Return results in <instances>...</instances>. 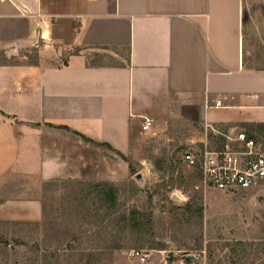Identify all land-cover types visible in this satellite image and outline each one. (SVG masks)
<instances>
[{"label":"crops","instance_id":"0c3cea01","mask_svg":"<svg viewBox=\"0 0 264 264\" xmlns=\"http://www.w3.org/2000/svg\"><path fill=\"white\" fill-rule=\"evenodd\" d=\"M244 33V0H0V221L43 225L48 187L117 179L173 117L264 123Z\"/></svg>","mask_w":264,"mask_h":264},{"label":"rangeland","instance_id":"374dc122","mask_svg":"<svg viewBox=\"0 0 264 264\" xmlns=\"http://www.w3.org/2000/svg\"><path fill=\"white\" fill-rule=\"evenodd\" d=\"M244 32V48L248 56L255 51L258 62L264 52V0H244ZM80 51L47 46L45 52L53 63H63L70 53ZM36 54L34 50L31 58ZM91 60L113 62L104 56ZM244 123L251 122L210 125L202 119L192 123L173 117L150 133L151 137H142L139 161L128 158L136 173L117 153L124 161L123 169L117 179L105 182L117 187L120 212L136 208L151 213L148 235L127 234L125 247L108 255L101 240L104 236L94 234L104 212L100 209L94 215L97 201L85 195L87 182H64L48 187L43 225L0 221V264H176L187 262L189 256L196 264H264V183L234 190L205 188L199 172L181 159L185 151L202 144L212 127L215 132L232 127L246 130ZM189 202L191 213L184 208ZM201 204L202 220L194 212ZM153 243L163 244L165 249L151 248ZM133 251L149 254V258L141 263Z\"/></svg>","mask_w":264,"mask_h":264},{"label":"built area","instance_id":"2783aa9c","mask_svg":"<svg viewBox=\"0 0 264 264\" xmlns=\"http://www.w3.org/2000/svg\"><path fill=\"white\" fill-rule=\"evenodd\" d=\"M220 106L222 101H216L215 107ZM152 124L153 119L146 118L143 130H149ZM211 129L215 136L224 137L221 147L209 140L208 132L201 146L188 149L181 158L188 167L199 172L205 188L234 190L264 183L263 144L239 127H232L226 132H215L213 127ZM132 253L141 263L149 258V254L143 252Z\"/></svg>","mask_w":264,"mask_h":264},{"label":"trees","instance_id":"16d2710c","mask_svg":"<svg viewBox=\"0 0 264 264\" xmlns=\"http://www.w3.org/2000/svg\"><path fill=\"white\" fill-rule=\"evenodd\" d=\"M244 127H246V133L248 136L254 138L255 140L261 142L264 146V140H260L261 137H264V123H244ZM67 128L68 127H65ZM76 132V131H75ZM76 134L81 135L76 132ZM82 136V135H81ZM209 140L216 146H220L224 142L223 136H215L213 132H209L208 134ZM84 140H88L83 136ZM104 145L112 150H114L109 144L103 143ZM202 145V144H201ZM200 145V146H201ZM121 155L122 158L126 159L129 162L132 173H136L133 168V164L131 161L126 158V156L120 152H117ZM172 183L174 179H171ZM88 190L86 191V196H92L97 201V208L93 210L94 215H97L98 210H103L104 216L100 225L98 226V230L94 232L96 235L104 236L103 243L106 245L107 254L110 256L115 250H119L125 247L124 238L127 234L131 236H141L148 235L152 230V215L151 213H144L136 208L122 211L120 212L119 205V196L117 187L109 182L98 181V182H87ZM78 197V194L73 196L74 201ZM188 212L191 213V203H187L184 207ZM204 207L201 204L194 212L197 213L199 219H203ZM105 221H109L104 224ZM51 227H54V223H51ZM69 233V232H68ZM151 248L155 249H165L163 244L156 243L151 244ZM39 249V248H38ZM108 254V255H109ZM185 260L191 262V259L185 257Z\"/></svg>","mask_w":264,"mask_h":264},{"label":"water","instance_id":"95a60500","mask_svg":"<svg viewBox=\"0 0 264 264\" xmlns=\"http://www.w3.org/2000/svg\"><path fill=\"white\" fill-rule=\"evenodd\" d=\"M139 177H140V176H139ZM188 258L191 259V260L194 259V257H192V256H189Z\"/></svg>","mask_w":264,"mask_h":264}]
</instances>
